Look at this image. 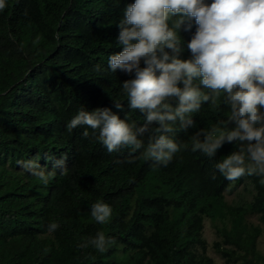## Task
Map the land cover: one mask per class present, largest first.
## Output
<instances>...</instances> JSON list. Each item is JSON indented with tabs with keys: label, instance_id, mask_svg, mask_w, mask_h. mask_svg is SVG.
I'll use <instances>...</instances> for the list:
<instances>
[{
	"label": "trees",
	"instance_id": "16d2710c",
	"mask_svg": "<svg viewBox=\"0 0 264 264\" xmlns=\"http://www.w3.org/2000/svg\"><path fill=\"white\" fill-rule=\"evenodd\" d=\"M129 3L134 0H5L0 10V264H216L202 236L205 218L221 223L212 247L226 264H264L257 249L263 228L247 221L257 215L264 226L262 178L228 181L216 168L238 150L234 143L211 158L192 150L198 130H227L218 125L230 114L223 94L215 105L202 103L192 127L177 123L170 135L181 150L166 166L143 150L109 153L90 128L88 137L84 127L67 130L81 107H108L144 123L122 90L132 77L108 67L109 55L123 50L117 25ZM191 25L178 33L182 59L191 56L194 19ZM150 134L142 137L145 145ZM61 158L66 174L53 168ZM28 159L56 173L47 186L18 165ZM246 181L251 200L228 203L224 192ZM97 200L113 210L106 224L91 217ZM52 222L59 227L49 232ZM98 231L115 243L103 253L91 244L81 247Z\"/></svg>",
	"mask_w": 264,
	"mask_h": 264
},
{
	"label": "clouds",
	"instance_id": "9594fccd",
	"mask_svg": "<svg viewBox=\"0 0 264 264\" xmlns=\"http://www.w3.org/2000/svg\"><path fill=\"white\" fill-rule=\"evenodd\" d=\"M5 6V0H0V10ZM193 19L196 30L187 44L191 56L182 59L178 33L182 27L190 30ZM117 26V43L123 50L109 55L108 67L132 77L122 82V90L129 108L144 114V123L129 122L127 115L122 119L108 107L91 111L81 107L67 122V130L84 127L82 136L88 137L90 128L109 153L143 150L145 158L166 166L181 150L170 135L177 131V123L184 130L192 127V114L200 111L202 103L215 105L223 94L230 114L218 125L227 130L217 125L198 130L191 138L192 150L211 158L225 143H234L238 150L216 168L228 181L256 175L264 183V0H212L210 4L206 0H134L123 9ZM95 70L100 71V65ZM114 106L122 109L119 102L114 101ZM154 123L157 126L150 128ZM150 131L154 135L145 145L142 137ZM52 163L66 174L64 158ZM18 165L45 186L56 174H46L32 159ZM112 211L102 200L90 208L99 224L108 223ZM58 227L52 222L48 231ZM114 243L98 231L81 247L91 244L103 253Z\"/></svg>",
	"mask_w": 264,
	"mask_h": 264
},
{
	"label": "rangeland",
	"instance_id": "374dc122",
	"mask_svg": "<svg viewBox=\"0 0 264 264\" xmlns=\"http://www.w3.org/2000/svg\"><path fill=\"white\" fill-rule=\"evenodd\" d=\"M254 193L253 187L248 181L239 185L233 191L226 190L224 192L225 200L230 204H239L250 201ZM247 221L256 225H260L263 228L261 235L257 238V249L264 254V226L260 223L257 215H250L247 217ZM219 221L213 222L209 218L204 219V225L202 230V236L207 242V254L212 257L216 264H226L221 256L213 249L212 243L215 240H220L216 232V227L220 226Z\"/></svg>",
	"mask_w": 264,
	"mask_h": 264
}]
</instances>
